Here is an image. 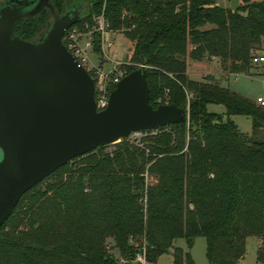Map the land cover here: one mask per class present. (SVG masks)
Masks as SVG:
<instances>
[{"label": "trees", "instance_id": "1", "mask_svg": "<svg viewBox=\"0 0 264 264\" xmlns=\"http://www.w3.org/2000/svg\"><path fill=\"white\" fill-rule=\"evenodd\" d=\"M49 1L56 14L82 6L69 29L92 31L100 61L102 14L132 43L126 73L144 65L149 103H172L187 117L98 146L24 192L0 227V264H133L141 248L147 262L172 249L173 264H194L173 242L190 249L199 236L208 264H237L249 236L261 239L264 263V107L212 75L190 79L186 63L216 57L228 73H249L262 50L264 0ZM51 19L43 8L19 20L16 34L36 40ZM232 115L249 116L251 133Z\"/></svg>", "mask_w": 264, "mask_h": 264}, {"label": "water", "instance_id": "2", "mask_svg": "<svg viewBox=\"0 0 264 264\" xmlns=\"http://www.w3.org/2000/svg\"><path fill=\"white\" fill-rule=\"evenodd\" d=\"M9 1L0 7V227L24 192L73 158L187 117L172 103H149L144 65L97 110L93 78L62 42L82 6L56 14L49 0ZM43 8L52 15L47 30L21 39L17 22Z\"/></svg>", "mask_w": 264, "mask_h": 264}, {"label": "rangeland", "instance_id": "3", "mask_svg": "<svg viewBox=\"0 0 264 264\" xmlns=\"http://www.w3.org/2000/svg\"><path fill=\"white\" fill-rule=\"evenodd\" d=\"M1 2L2 0H0V3ZM220 3L233 7L231 1L228 0H220ZM107 40L111 42V45L106 48V57L103 56L102 61H100L97 54H92L90 52L87 53L88 60L86 66L88 68L100 65V68L106 71L114 64H117V62H129L127 59H125V56L130 54L132 43L121 32H110L107 36ZM261 46L262 50L257 52L256 55L264 56V37ZM186 63L187 75L190 79L203 80L205 76L212 75L215 77V81L219 82L222 86H226L255 102L256 98L259 96L264 98V63L254 64L256 67L252 68L249 73H239L237 75L230 73L225 74L226 71L223 69L220 60L216 57L204 56L200 60H194L187 56ZM208 110L224 113V107L219 104L208 105ZM231 119L242 132L246 134L251 133L252 124L251 118L249 116L232 115ZM140 135L141 133L137 132L131 134L130 138H138ZM112 144H108V148H111ZM260 245L261 239L259 237H247L244 258L239 260L237 264H264L256 261V251ZM173 246L181 247L184 250H189L194 264H208L205 256L206 243L204 237H196L190 249H187V245L183 238L174 240ZM144 264H173L172 249H170L169 252L160 255L156 263L145 261Z\"/></svg>", "mask_w": 264, "mask_h": 264}, {"label": "built area", "instance_id": "4", "mask_svg": "<svg viewBox=\"0 0 264 264\" xmlns=\"http://www.w3.org/2000/svg\"><path fill=\"white\" fill-rule=\"evenodd\" d=\"M95 26L94 30L98 31L101 35V47L103 56L105 55V50L108 46L111 45V42L107 40L108 34L111 32L107 26V22L104 19L103 15L100 14L94 18ZM91 32L86 33L80 32L76 26L69 27L64 31L62 35L63 40L67 43V49L70 51L74 59L82 65L85 70L91 71L94 77V99L97 110L103 109L108 102V97L110 94L109 88L112 84H115L123 77L126 73V67L124 65H130V62H117L111 68L104 71L101 66L97 65L92 68H88L87 64V53L92 51V37ZM254 64L264 63L263 55H255L252 58ZM92 77V78H93ZM256 103L264 107V98L259 96L256 98ZM141 133V132H140ZM145 252L144 248H141L135 255L133 259V264H144Z\"/></svg>", "mask_w": 264, "mask_h": 264}, {"label": "flooded vegetation", "instance_id": "5", "mask_svg": "<svg viewBox=\"0 0 264 264\" xmlns=\"http://www.w3.org/2000/svg\"><path fill=\"white\" fill-rule=\"evenodd\" d=\"M12 3H13V2H10L9 0H2V2L0 3V7L3 6V5H5V4H12ZM73 8H75V7H73ZM73 8H67V9L65 10V12H66V11H70V10H72ZM51 20H52V19H51ZM41 35H42V34H41ZM41 35H40V36H41ZM40 36H39V37H40ZM39 37H38V38H39Z\"/></svg>", "mask_w": 264, "mask_h": 264}, {"label": "crops", "instance_id": "6", "mask_svg": "<svg viewBox=\"0 0 264 264\" xmlns=\"http://www.w3.org/2000/svg\"><path fill=\"white\" fill-rule=\"evenodd\" d=\"M226 73H228V72L226 71L225 74H226ZM230 74H235V75H237L236 73H230Z\"/></svg>", "mask_w": 264, "mask_h": 264}]
</instances>
